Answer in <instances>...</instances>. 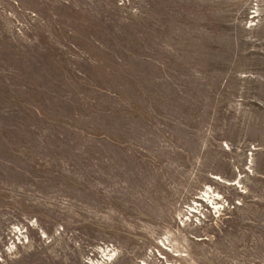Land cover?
Masks as SVG:
<instances>
[{"label":"rangeland","instance_id":"rangeland-1","mask_svg":"<svg viewBox=\"0 0 264 264\" xmlns=\"http://www.w3.org/2000/svg\"><path fill=\"white\" fill-rule=\"evenodd\" d=\"M264 264V0H0V264Z\"/></svg>","mask_w":264,"mask_h":264},{"label":"bare ground","instance_id":"bare-ground-1","mask_svg":"<svg viewBox=\"0 0 264 264\" xmlns=\"http://www.w3.org/2000/svg\"><path fill=\"white\" fill-rule=\"evenodd\" d=\"M98 264V263H97Z\"/></svg>","mask_w":264,"mask_h":264}]
</instances>
